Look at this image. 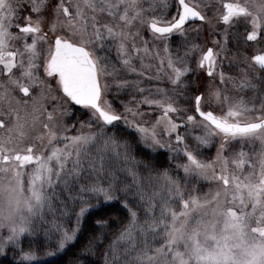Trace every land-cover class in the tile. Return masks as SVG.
Segmentation results:
<instances>
[{
  "label": "snow or ice",
  "instance_id": "6c2138e0",
  "mask_svg": "<svg viewBox=\"0 0 264 264\" xmlns=\"http://www.w3.org/2000/svg\"><path fill=\"white\" fill-rule=\"evenodd\" d=\"M205 26L221 35L214 47L188 38ZM230 31L245 49L238 82L220 70ZM173 36L180 37L175 53ZM106 47L138 77L154 67L146 58L157 61L145 78H166L170 87L115 79L119 70L97 52ZM193 56L212 78L205 92L189 90ZM107 77L118 90L141 94L123 113L107 99ZM217 78L253 91L264 78V0H0V254L20 248L39 222L51 225L46 235L59 233L47 252L55 255L101 200H119L128 220L108 244L105 264H264V93L232 97L214 85ZM71 105L88 120L69 123ZM141 105L158 110L151 124ZM117 122L134 129L149 153L138 158L113 131ZM193 128L202 130L192 137L195 147ZM214 137L215 157L202 158ZM254 142L258 151L244 150ZM157 149L175 153L167 167L151 154ZM197 180L215 188L201 194ZM48 213L74 224L49 221ZM97 242L94 236L85 251ZM21 251L32 264L36 253Z\"/></svg>",
  "mask_w": 264,
  "mask_h": 264
},
{
  "label": "trees",
  "instance_id": "16d2710c",
  "mask_svg": "<svg viewBox=\"0 0 264 264\" xmlns=\"http://www.w3.org/2000/svg\"><path fill=\"white\" fill-rule=\"evenodd\" d=\"M126 97L127 95L124 96L125 99ZM147 111L146 114L151 115V112ZM119 112L123 113V109ZM75 114L72 120L73 123H76L77 120L86 121L89 118L87 111H80L77 109ZM78 126L79 125H77V127ZM113 131L118 137L128 139L132 144L133 153L137 155L138 158H142L145 154L149 153L150 150L139 143V135L134 129L129 128L123 122H117ZM151 154L160 165L165 167L171 163L169 157L175 155V153H169L167 149H161ZM47 215L49 216L47 218L52 219L55 216V214L52 213H48ZM127 215L126 209L120 208L119 205L98 207L96 210L86 215L76 240L70 243L63 251L56 252V254L52 256L47 255V252L50 250L55 251L59 233L49 231L46 235L45 233L50 229L51 225L39 224L38 222L36 224L37 231L33 235L27 234L21 240L20 248L12 246L0 256V264H28V262L23 261L21 249H23L24 252L32 250L36 253V259L32 261V264H105L104 257L108 244L113 237L118 234L120 227L124 224V217ZM55 219L65 227L70 228L73 226V221L70 220L65 222L60 219L59 213L58 217L55 216ZM98 220H105L107 224L101 226L97 224ZM94 236H99L102 242L95 243L91 251H85L89 240Z\"/></svg>",
  "mask_w": 264,
  "mask_h": 264
},
{
  "label": "rangeland",
  "instance_id": "374dc122",
  "mask_svg": "<svg viewBox=\"0 0 264 264\" xmlns=\"http://www.w3.org/2000/svg\"><path fill=\"white\" fill-rule=\"evenodd\" d=\"M220 27H222V25ZM142 34H143V36L146 39H150L149 33L147 31H143ZM229 37H233L231 31L229 32ZM188 38H190V40L194 41L195 43L200 44L202 47H207V45L210 46V47H214V45H212V43H211L212 39L213 38L221 39V35L218 32L215 35V37H213L212 35L209 34L208 29L205 26V28L199 34H197V33L194 34L192 31H189ZM233 40H234V43H233V41H231L229 39L228 45H227L228 51H227V53H224L221 56L222 63H221V69L220 70L224 71L226 75H228L230 73L231 67H233V68H235L237 70L240 69V68H242V67H244V64L241 62L242 54L245 51V49L241 46L242 43H243V38L241 37L239 40L233 38ZM235 42H237L239 44L234 45ZM171 50L175 53L176 48H171ZM97 52H98V55H102V56L103 55H106L108 57L109 61H110V64H114L117 67V69L119 71H118V75H117V77L115 79H128L130 81L131 80L140 79L143 82L142 83V86L145 87V88H153L152 86H150L151 82H153L155 84H158V86H160V87H165L164 85L165 84H168L166 78H162L159 81L158 80H148V79L145 78L148 75H155V71H156L155 65L157 64V61H155V60H149V59L146 58L145 59V63H151L152 65H154V67L151 68V69H145L144 70L145 71V77H138L136 74L129 73L126 70L123 69V67L119 63V60L117 58V54H116V51H115V48L114 47H112L110 50H109L108 47H106L104 50H99L98 49ZM161 55H163V52H161ZM233 57H235V60H233ZM134 63L136 64L137 68L140 67L139 60H134ZM197 73L200 74V72H198V71H197ZM201 73H202V77H201V85H202L201 92H205L206 91V86L209 84V82L212 79L211 78H206L204 76V73H205L204 70ZM106 79L110 83V89H109V91L107 93V99L110 100L113 103V105L116 108V110L118 109L120 111L121 109H123V112H124V104H129L130 106H133L134 105L133 97H136V99H139L140 98L141 94L138 93V92H136L134 88L128 87V88H124V89H119L118 90L116 88L115 84L113 83V79H114L113 77H107ZM215 80H216V82L214 81V85L217 86V83L219 82V79L217 78ZM154 88H153V90H154ZM220 88L222 90H224V88H222V87H220ZM145 94H147V93H145ZM125 95H127L126 99L124 98ZM212 107L213 108H216L217 105L213 104ZM71 109H72V114L66 118V120L69 123H73L72 120H73L74 116L76 115L75 112L77 110L74 107H71ZM144 109L146 111L148 110L147 112H151V115H147L146 114V111ZM140 110L144 113V116H143L142 119L144 121H147L149 124H151L153 122L154 117H156L159 114L158 110H156L154 108L153 109H150L147 105H141ZM129 119H132V117L129 116ZM181 131H183V129ZM191 133H192V135L188 137V140L190 139V142H188V143L191 146L195 147V141L192 139V137L193 136H196V135H201L202 134V130L199 129V128H193V129H191ZM140 144H142V143H140ZM259 148L260 147H259V143L258 142H254V144L251 145V146L244 145V150L245 151H248L250 153L253 152V151H258ZM158 150H161V149H157L156 151H158ZM233 150L234 151H238L239 150V146H234ZM200 151L203 153V155H205V154L208 155L211 152V147H207V148L202 147L200 149ZM204 159H211V158H204ZM180 174L183 175L182 172ZM196 186L201 191V194H203L204 192H208L209 190H213L215 188V184L214 183L209 182V181H204V180H197L196 181ZM59 191H60V189L57 188V192H59ZM93 203L95 204L96 202L93 201ZM105 205H119L120 208H123L119 200H115V201H112V202H109V203H105L104 201L101 200L99 202V205L96 206V207H94V208H92L89 211V213L92 212V211H94V210H96L98 207L105 206ZM55 216L58 217V213H55ZM47 217H49V216L46 215V219L47 220H49V221L52 220V218H47ZM59 218L62 219L63 221H65V222L71 220V221H73V224H74V219L71 218V217H62L61 218L59 216ZM63 218H66V219H63ZM127 220H128V215L124 217V222L123 223L126 224L127 223ZM26 235L27 234H25L21 238V240ZM12 246L13 245H9L8 248H10ZM59 252H61V251H59ZM2 255L3 254H0V256H2Z\"/></svg>",
  "mask_w": 264,
  "mask_h": 264
},
{
  "label": "flooded vegetation",
  "instance_id": "af4514ba",
  "mask_svg": "<svg viewBox=\"0 0 264 264\" xmlns=\"http://www.w3.org/2000/svg\"><path fill=\"white\" fill-rule=\"evenodd\" d=\"M194 23L195 24H199L200 22L199 21H196ZM193 33L195 34V32H193ZM231 33L233 35V31H231ZM149 36H150V33H149ZM229 39L231 41H233V43H234V40H233L232 37H230ZM189 40H190V38H189ZM179 42H180V37L173 36L172 41H171V48H176L177 49V45H178ZM237 44H239V43L235 42L234 45H237ZM207 47H210V46L207 45ZM180 51L183 52V48H181ZM190 59L193 61L192 67H193V69H195V71L192 72V73H190V75L188 77V79L190 81V84L192 85V88H190L189 90L190 91H195V92H201V87H202V85H201L202 73L201 72L203 70L196 69V65L194 63V61L196 59L195 56L191 57ZM197 71L200 72V74L197 73ZM240 75H241V73H240L239 69L237 70V69L231 67V71H230V73L228 75H226V77L227 76L235 77V78H237V82H238V79H239ZM204 76L206 78H209L206 75V73H204ZM214 81L216 82V80H214ZM214 81H213V83H214ZM254 83H256V85H257V88H256L255 91H253L252 89H244V90L234 89L232 82L231 81H228L227 79L225 80V83L224 84H220V82H218L217 83V87L224 88V91H226L229 96H232V97H240V96H242V97L245 98V100H249L253 95L259 96L261 93H264V78L259 79V80H256V81H254ZM150 86H152L154 88L155 86H158V84H155V83L151 82ZM164 86H165V88H169L170 87L169 84H165ZM255 102L258 105L259 104V99H257ZM71 107H74V108H76L78 110L86 111L84 109H81L79 106L71 105ZM218 141H219V138L218 137L213 138V146L211 147V152L208 155H206V154L203 155L204 158H211L212 159V158L215 157L216 146L218 145ZM188 142H190V139L188 140ZM259 147H260V145H259Z\"/></svg>",
  "mask_w": 264,
  "mask_h": 264
}]
</instances>
